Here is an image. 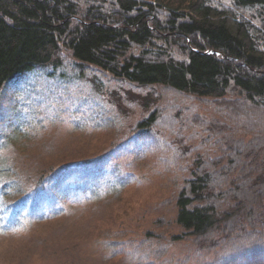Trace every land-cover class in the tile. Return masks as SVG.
Masks as SVG:
<instances>
[{"label":"rangeland","instance_id":"obj_1","mask_svg":"<svg viewBox=\"0 0 264 264\" xmlns=\"http://www.w3.org/2000/svg\"><path fill=\"white\" fill-rule=\"evenodd\" d=\"M2 90L0 264L212 260L206 246L171 239L182 233L175 198L191 166L221 158L205 131V121L223 123L214 100L137 87L70 59L21 73ZM155 112L148 137L138 135V123ZM84 165L74 179L95 186L89 171L100 168L99 198L62 202L65 169Z\"/></svg>","mask_w":264,"mask_h":264},{"label":"trees","instance_id":"obj_2","mask_svg":"<svg viewBox=\"0 0 264 264\" xmlns=\"http://www.w3.org/2000/svg\"><path fill=\"white\" fill-rule=\"evenodd\" d=\"M65 59L137 87L214 100L223 123L205 121V131L221 158L191 166L175 198L182 233L171 242L210 249L212 260L199 264H264V0H0V93L21 73ZM156 113L138 135L148 137ZM94 169L90 187L74 179L87 165L65 169L62 202L99 198Z\"/></svg>","mask_w":264,"mask_h":264},{"label":"bare ground","instance_id":"obj_3","mask_svg":"<svg viewBox=\"0 0 264 264\" xmlns=\"http://www.w3.org/2000/svg\"><path fill=\"white\" fill-rule=\"evenodd\" d=\"M3 91V90H2Z\"/></svg>","mask_w":264,"mask_h":264}]
</instances>
